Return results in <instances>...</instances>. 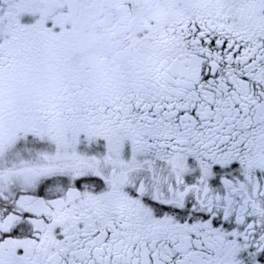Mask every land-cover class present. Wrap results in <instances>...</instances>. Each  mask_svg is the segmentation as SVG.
Segmentation results:
<instances>
[{
	"label": "snow or ice",
	"instance_id": "obj_1",
	"mask_svg": "<svg viewBox=\"0 0 264 264\" xmlns=\"http://www.w3.org/2000/svg\"><path fill=\"white\" fill-rule=\"evenodd\" d=\"M0 264H264V0H0Z\"/></svg>",
	"mask_w": 264,
	"mask_h": 264
}]
</instances>
